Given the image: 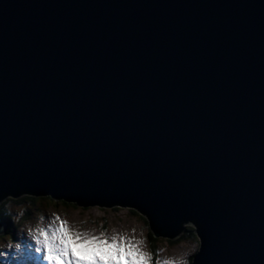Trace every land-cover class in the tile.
Masks as SVG:
<instances>
[{"label":"water","instance_id":"95a60500","mask_svg":"<svg viewBox=\"0 0 264 264\" xmlns=\"http://www.w3.org/2000/svg\"><path fill=\"white\" fill-rule=\"evenodd\" d=\"M25 194L264 264V0H0V203Z\"/></svg>","mask_w":264,"mask_h":264},{"label":"rangeland","instance_id":"374dc122","mask_svg":"<svg viewBox=\"0 0 264 264\" xmlns=\"http://www.w3.org/2000/svg\"><path fill=\"white\" fill-rule=\"evenodd\" d=\"M30 196L32 197L33 195ZM20 197H7L8 201L6 199L2 201H6L5 206L12 215V220L17 228L16 230L13 228L14 232L11 234L5 233L0 235V249L12 252L13 250L7 247L10 241L13 245L16 243H20L21 245V250H17L20 252L19 256H9L7 258L0 256V262L2 264L13 263L14 260H23L26 262L25 258L31 259L32 254H35L38 261L46 260L49 264H54L52 260L50 261L44 258L43 248H41L40 252H36L34 247L35 241L28 234V228L35 227L41 215L44 217L43 222L46 227L47 223L50 222L53 211L58 213L62 218L68 219L70 223L72 221L84 220L85 223L82 230H95V233H99L103 229L106 231V234H111L112 229L115 228L118 233L123 232L129 236L135 235L138 239L142 238L143 246L153 253L150 248L151 238L148 222L144 218V215L134 208L126 206H97L68 209L60 206L56 201L55 203H51L45 196H34L36 197L34 202L30 199L24 202H15L12 199H8H18ZM3 221L4 219L0 220V223H3ZM133 228L135 232L132 231ZM156 242L157 255L159 256L161 264H166V262L171 261H176L177 264H182V261H187V264H189L190 257L196 252L199 245L187 240L181 241L180 243H171L169 238L162 236H157ZM29 244L33 245L31 249L28 248ZM190 249H194V251H189ZM73 251L79 257L85 255L78 246H74ZM184 253H187V256H184ZM156 256H154V259Z\"/></svg>","mask_w":264,"mask_h":264},{"label":"snow or ice","instance_id":"6c2138e0","mask_svg":"<svg viewBox=\"0 0 264 264\" xmlns=\"http://www.w3.org/2000/svg\"><path fill=\"white\" fill-rule=\"evenodd\" d=\"M48 200L51 203H55V200L51 196L48 197ZM61 202L64 201L62 200ZM40 219L44 220L43 215L40 216ZM54 219L57 221V224L61 221L67 223L58 213H56ZM69 230L73 232V240L78 242L81 251L84 252L85 255L83 257L75 255L73 246L70 244L65 252L57 253L59 261H56L55 256L45 246L43 237L39 235L40 226L35 225V227L28 228V234L35 241L34 247L36 252H40L41 248H43L44 258L50 261L54 260L56 264H154L153 253L143 246V239H138L135 235L129 236L123 232L118 233L116 230L112 231L111 234H106V231L103 229L99 233H95V230H73L70 225ZM45 231H49L47 227H45ZM132 231L135 232V229L133 228ZM197 239L199 241V237ZM7 247L13 251L9 252L0 249V256L7 258L9 256L15 257L20 255V252L17 251L21 250L20 243L13 245L10 241ZM32 247L33 245H28L29 249ZM189 251H194V249H190ZM183 255L187 256V253ZM13 264H25V262L23 260H14ZM155 264H161L158 255L155 257ZM166 264H177V262L171 261L166 262ZM182 264H187V261H182Z\"/></svg>","mask_w":264,"mask_h":264},{"label":"clouds","instance_id":"9594fccd","mask_svg":"<svg viewBox=\"0 0 264 264\" xmlns=\"http://www.w3.org/2000/svg\"><path fill=\"white\" fill-rule=\"evenodd\" d=\"M55 215L56 212L53 211L50 217V222H48L46 225L47 229L50 231V234L49 231H45V225L41 219L37 221L36 226H40L39 235L43 237L45 246L52 253V255L55 256L56 261H59V255L57 254L58 252H65L70 244L73 247H79L78 242L73 240V232L69 230V225L73 230H86H82V227L85 223L84 220L72 221L70 223L68 219H65L67 223L61 221L59 224H57V221L54 219ZM114 230L115 228L112 229V231Z\"/></svg>","mask_w":264,"mask_h":264},{"label":"trees","instance_id":"16d2710c","mask_svg":"<svg viewBox=\"0 0 264 264\" xmlns=\"http://www.w3.org/2000/svg\"><path fill=\"white\" fill-rule=\"evenodd\" d=\"M48 197L49 196H47L45 198H48ZM35 198L36 197H34V196L31 197L30 195L25 194V195H22L18 199H14V198H8V199H12L15 202H24V201H27V200L30 199L32 202H34L35 201ZM53 200H54V198H53ZM63 201H64L63 203H66L67 202L65 200H63ZM5 203H6V201L5 202H2L0 204V220L4 219V223H7V226L10 228V230H13L14 231V229H16L17 227H16V224L13 222L12 215L9 213L8 209L6 208ZM67 203H69V202H67ZM146 221H147V219H146ZM148 226H149V224H148ZM149 235H150V238H151L150 248L153 251V256H156L157 255V248H156L157 247V242H156L157 241V236H155L151 231H150ZM169 240H170L171 243L172 242L173 243H180L181 241L187 240V241L194 242V243L198 244V239H197V235L195 233V228L192 225H186L184 227L183 233L178 238H176V239H169ZM193 255L194 254H192V256L190 257V262H191V259H192ZM154 261H155V259H154Z\"/></svg>","mask_w":264,"mask_h":264},{"label":"bare ground","instance_id":"6f19581e","mask_svg":"<svg viewBox=\"0 0 264 264\" xmlns=\"http://www.w3.org/2000/svg\"><path fill=\"white\" fill-rule=\"evenodd\" d=\"M8 197H10V196H8ZM5 199H7V198H5ZM5 199H3V200H5ZM4 222V221H3ZM2 223V222H1ZM8 231L9 232H11V233H13L14 231L13 230H11L10 231V229L9 230H7L6 232L8 233ZM6 232H3V234H5ZM173 239V238H172ZM175 239V238H174ZM182 253V252H181ZM26 264H28L27 262H25ZM36 264H47V261L45 260V261H37V262H35Z\"/></svg>","mask_w":264,"mask_h":264},{"label":"flooded vegetation","instance_id":"af4514ba","mask_svg":"<svg viewBox=\"0 0 264 264\" xmlns=\"http://www.w3.org/2000/svg\"><path fill=\"white\" fill-rule=\"evenodd\" d=\"M10 231H11V230H10ZM8 233H10V234H11V232H9V231H8Z\"/></svg>","mask_w":264,"mask_h":264}]
</instances>
